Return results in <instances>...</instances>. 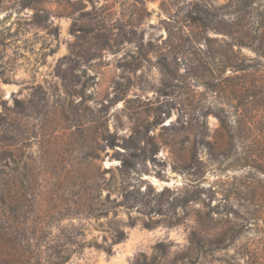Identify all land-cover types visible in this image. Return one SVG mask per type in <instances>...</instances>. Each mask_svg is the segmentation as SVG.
I'll return each mask as SVG.
<instances>
[{"label":"rangeland","instance_id":"1","mask_svg":"<svg viewBox=\"0 0 264 264\" xmlns=\"http://www.w3.org/2000/svg\"><path fill=\"white\" fill-rule=\"evenodd\" d=\"M234 3L0 0V264H264V88L192 19Z\"/></svg>","mask_w":264,"mask_h":264},{"label":"trees","instance_id":"2","mask_svg":"<svg viewBox=\"0 0 264 264\" xmlns=\"http://www.w3.org/2000/svg\"><path fill=\"white\" fill-rule=\"evenodd\" d=\"M234 1L236 8L233 11L226 13L228 19L224 22L225 24L220 27L212 25L211 19L208 18V12H195L192 19L193 22L202 25L203 28L212 29L223 34L224 39L221 41V45L224 52L222 53V59L220 60L223 71L229 67L233 72L245 73L243 77L253 75L258 79L256 80L258 83H254L249 87H251V89H261L264 88V85L261 82L262 76L260 75L261 72L259 68L262 66L261 61L264 60V11L258 10L257 7L254 8L250 5V3L255 2V0ZM239 4L249 6V9L239 7ZM231 14L234 15L231 17ZM234 16H236V20H234ZM241 19H244V23H240ZM244 27H246V31L243 30ZM234 46L239 50L241 47H247L254 53V55L251 57L241 55L234 51ZM242 83L243 82L239 84L240 87H243ZM125 237V232L114 230L111 244L118 243ZM76 244H78V242ZM107 252H111V247L107 249ZM48 256L49 259L46 261L47 264H62L61 261L67 258V255L61 251H54ZM13 258L14 264H45L40 261L37 255H35L33 262H28L25 260L24 254L19 251H16Z\"/></svg>","mask_w":264,"mask_h":264}]
</instances>
